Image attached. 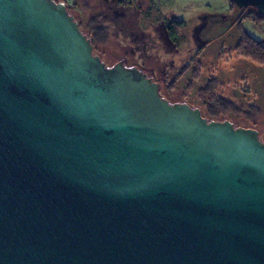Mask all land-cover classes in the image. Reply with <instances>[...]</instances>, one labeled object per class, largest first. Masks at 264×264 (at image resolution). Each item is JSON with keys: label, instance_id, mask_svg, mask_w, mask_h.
Instances as JSON below:
<instances>
[{"label": "water", "instance_id": "1", "mask_svg": "<svg viewBox=\"0 0 264 264\" xmlns=\"http://www.w3.org/2000/svg\"><path fill=\"white\" fill-rule=\"evenodd\" d=\"M0 264H264V142L0 0Z\"/></svg>", "mask_w": 264, "mask_h": 264}, {"label": "rangeland", "instance_id": "2", "mask_svg": "<svg viewBox=\"0 0 264 264\" xmlns=\"http://www.w3.org/2000/svg\"><path fill=\"white\" fill-rule=\"evenodd\" d=\"M74 1L82 9V19L96 17V21L98 19L108 26L106 34L109 39V26H116L115 15L105 13L100 19L102 0ZM139 2L149 10L141 26L146 28L145 34L151 39L159 30L158 20L184 22L180 39L176 42L177 50L147 36V54L156 55L157 61L166 63L167 97L202 110L207 102L215 103V110L225 111L219 121L228 120L236 127L255 129L264 142V65L245 55L240 46L242 32L264 44V18L237 8L230 0ZM240 19H243L241 23L237 22ZM202 22L206 24L200 28ZM151 23L155 26L149 27ZM123 34L129 35L130 32L123 30ZM103 39L106 44L100 49H111L112 39Z\"/></svg>", "mask_w": 264, "mask_h": 264}, {"label": "flooded vegetation", "instance_id": "3", "mask_svg": "<svg viewBox=\"0 0 264 264\" xmlns=\"http://www.w3.org/2000/svg\"><path fill=\"white\" fill-rule=\"evenodd\" d=\"M62 1L64 2L68 13L74 18V20L78 23L79 26V23L85 20L82 19V9L77 5L74 0ZM99 7L101 10L100 14H98L100 19L104 18L105 13L107 14L109 12H113V14L115 15L114 23L116 26H113V28L109 26V39L111 38L114 43L112 45L107 44L111 46V49L109 47V50L106 49L107 51H105V49H100L101 46H104L106 44V42H104V39H102L105 31L102 27H104L107 31L108 26L106 24H103L102 21H99L102 26L100 29L103 30H98L95 35H99L100 42H98L97 40H92V38L88 34H85V36L92 45V54L98 56L107 67H112L116 63H121L124 67L136 68L137 70L145 74L146 77L151 79L152 82L158 84L160 95L169 103H186L175 102L167 97L169 86L165 83L166 63L157 61L156 59L158 57L156 55L151 56L147 54V49L149 46V41L147 39L148 34L147 36L145 34L146 28L142 29L141 21L145 18L146 15H149V10L144 9L140 5L139 0H102V3ZM204 18L207 19V17ZM158 21L159 30L156 33L157 37L154 33L152 39L149 38V36L148 38L150 40L159 39L163 41V43H165L167 46H169L170 49L174 48L177 50L178 47L176 42L180 39V36L177 41L172 42L169 36V25L172 22L181 21ZM205 24V22H202L200 28H202ZM152 26H155L154 23H151L149 25V27ZM123 30L130 32V34H123ZM179 34L181 35V33ZM109 39H107V41ZM182 69L185 70L184 67ZM169 85H172V83H169Z\"/></svg>", "mask_w": 264, "mask_h": 264}, {"label": "trees", "instance_id": "4", "mask_svg": "<svg viewBox=\"0 0 264 264\" xmlns=\"http://www.w3.org/2000/svg\"><path fill=\"white\" fill-rule=\"evenodd\" d=\"M230 3L233 4L230 0ZM244 10H249L251 13L255 14L256 16L262 17L264 18L263 15H259L256 10H254L253 8H243ZM96 18V17H95ZM92 17V19H85L84 21H81L79 23V29L82 32V34H88L92 40H97L98 42H100V37L99 35H95L96 32L98 30H105L104 31V36L102 37V39L104 37H106V29L104 27L101 26V23H99L98 19L96 21V19ZM243 19H240L237 22L242 21ZM184 26V22H172L169 25V36L171 41H177V39L180 36V32L182 27ZM103 29H100V28ZM240 46L243 49V52L245 53V55L251 57L254 61L264 65V44L258 40L253 39L252 37H250L249 35H247L246 33L242 32L241 33V41H240ZM217 100L221 101L222 99L218 98ZM206 108L205 109H200L202 112V116L204 118H206L207 120H221L220 116L222 115V112L225 111H219V110H215L216 106L215 103H206ZM209 106V109H208ZM223 118V117H222ZM233 123V122H232ZM234 124V123H233ZM236 127V125H234Z\"/></svg>", "mask_w": 264, "mask_h": 264}, {"label": "built area", "instance_id": "5", "mask_svg": "<svg viewBox=\"0 0 264 264\" xmlns=\"http://www.w3.org/2000/svg\"><path fill=\"white\" fill-rule=\"evenodd\" d=\"M60 3L64 4L63 2H60Z\"/></svg>", "mask_w": 264, "mask_h": 264}]
</instances>
